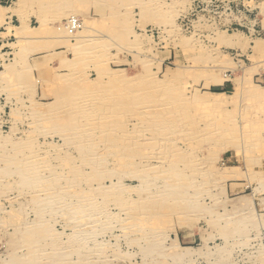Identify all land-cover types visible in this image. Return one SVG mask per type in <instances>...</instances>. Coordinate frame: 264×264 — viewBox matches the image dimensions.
<instances>
[{
	"label": "rangeland",
	"instance_id": "374dc122",
	"mask_svg": "<svg viewBox=\"0 0 264 264\" xmlns=\"http://www.w3.org/2000/svg\"><path fill=\"white\" fill-rule=\"evenodd\" d=\"M0 10V40L13 38L0 41V264H72L86 227L100 257L264 260L254 246L264 241V0H13ZM70 15L83 24L63 32ZM239 29L245 43L232 46L225 38ZM221 93L225 103H211ZM241 196L238 216L221 210Z\"/></svg>",
	"mask_w": 264,
	"mask_h": 264
},
{
	"label": "crops",
	"instance_id": "0c3cea01",
	"mask_svg": "<svg viewBox=\"0 0 264 264\" xmlns=\"http://www.w3.org/2000/svg\"><path fill=\"white\" fill-rule=\"evenodd\" d=\"M13 15H14L13 18L17 17V14H15V13H13ZM30 27H32V26H30ZM45 37H47V36H45ZM11 39H13L11 36L9 38H7V39H1L0 40L2 42L1 46L11 44L12 43L10 41ZM3 53L6 54L5 52H3ZM7 62H8V60L6 61L5 58L4 59L2 57L0 58V66H3V64L7 63ZM59 64H60V62L58 60H56L54 62V66H58ZM212 87H215V86H211L210 89ZM217 87H219L221 91H226V87H231L233 90H236V88H237V86H217ZM238 198L239 199L232 200L233 202H231V204L229 206L223 207V208H221V210L224 211L225 208H228L229 210H231V212H232L231 214L233 216H235V214H237V216H238L240 214V210L242 208V207L240 208L239 204L241 202H245L246 201L245 199H249L247 197H242V196L238 197ZM221 202H223V200ZM215 203H218V201L215 200ZM235 204H238V206L235 205ZM255 204L258 205V208L257 207L256 208L259 211L263 210L262 212L264 214V201L263 202L260 201V205L261 204L263 205L262 208H261V206H259V200L257 201V199H256ZM213 206L214 205L209 206V207L214 210ZM215 207H216V210H218V208H220L217 205ZM250 207L251 206L248 204V208L249 209H250ZM221 214H222V212H221ZM89 215H95V214H91V213H87L86 214V213H84L81 216L78 215L76 217L77 218H83V219H94L95 216H91L92 217L91 218ZM263 234H264V232H263ZM71 235H73V233H62V235L60 236V239H58V240H60V242H68L69 237ZM74 236H76L75 238L77 239V244H75V245L73 244L74 250H73V253H72V256H71L72 257L71 258V263L72 264H139V260H138L137 256L135 258L133 256H131V257H128V256L123 257V256H121L120 257L117 254L110 255L109 257H100V256H98L99 254H97V252H96V250H97L96 249V240H97V238H96L95 234L91 232L89 227L82 228V230L78 229L77 233ZM216 239H218V238H216ZM86 242H88V244ZM212 244H214L215 249H218V250H223L224 246H225L224 244H220L218 242L212 243ZM230 246H231V248H230ZM254 246H255L256 249H263L264 250V241H263V243L257 242V243L254 244ZM139 247H138V245H136V251H137V249H141L142 250V247H140V248ZM208 247L210 248V247H213V246L209 245ZM26 249L27 248L24 247V252L27 251ZM65 249H67V248H64V250H62V251H66ZM226 249L234 250L235 249L234 243L227 244L226 245ZM140 261H142V258L140 259ZM61 262L64 263V262H67V261L62 260ZM153 262H156V260L154 259ZM157 262L161 263L159 260H157ZM254 264H264V260L261 261V262L259 260H257V262H255Z\"/></svg>",
	"mask_w": 264,
	"mask_h": 264
},
{
	"label": "bare ground",
	"instance_id": "6f19581e",
	"mask_svg": "<svg viewBox=\"0 0 264 264\" xmlns=\"http://www.w3.org/2000/svg\"><path fill=\"white\" fill-rule=\"evenodd\" d=\"M0 12H2L1 10H0ZM67 21H71V23H75V27H77V26H79V25H81V23L83 24V22H81L82 20L78 17V16H76V15H70L69 16V18L68 19H66ZM26 23L24 22V25H25ZM82 26V25H81ZM253 26V25H252ZM84 27H86V26H84L83 25V28ZM59 26H58V28H56L58 31H59ZM62 28H64V27H61L60 29H62ZM86 29V28H85ZM65 30H67L66 28L65 29H63V32L65 31ZM67 31H69V32H71L70 31V29H68ZM85 31V30H84ZM235 31V30H234ZM58 34V33H57ZM224 34V33H223ZM226 34V33H225ZM224 34V35H225ZM226 36V35H225ZM77 37H78V39L79 40H82V39H86V37H88V35L87 34H82L81 32L77 35ZM61 38V37H60ZM246 38V35H245V33L242 31V30H237V31H235V32H229V35L225 38V40H227L228 41V43L230 44V45H232V46H236V44H240V45H243L244 43H245V39ZM227 41H225V42H227ZM255 42V41H254ZM69 75V74H68ZM119 75V74H118ZM121 75V74H120ZM116 76V75H115ZM228 77H229V75H227ZM222 77V76H221ZM224 79V78H223ZM127 80V79H126ZM234 80H236L237 82H240L241 84H244L247 80H246V78L244 77V76H236L235 77V79ZM122 84V83H121ZM240 87H241V85H240ZM147 88V87H146ZM90 89V88H89ZM121 90V89H120ZM122 91V90H121ZM211 94V93H210ZM223 96H224V93H221V94H215V95H211V97H210V101H211V103H213V104H215V105H217V106H222L224 103H225V99L223 98ZM218 102V103H217ZM45 104V103H44ZM168 106V105H167ZM133 108V107H132ZM90 109V108H89ZM187 113V112H186ZM83 114V113H82ZM170 120V119H169ZM85 127V126H84ZM42 128V127H41ZM86 130V129H85ZM111 133V132H110ZM77 134V133H76ZM110 137V136H109ZM18 139V138H17ZM112 141V140H111ZM195 141V140H194ZM88 142V141H87ZM113 142V141H112ZM115 144V143H114ZM9 147V146H8ZM112 148V147H111ZM142 151V150H141ZM28 154V153H27ZM72 154V153H71ZM23 155H25V154H23ZM112 155V154H111ZM41 158V157H40ZM173 158H176V156L175 157H173ZM115 160H117V159H115ZM82 163V162H81ZM85 163V162H84ZM87 163V162H86ZM49 164V163H48ZM83 164V163H82ZM146 164V163H145ZM68 166V165H67ZM5 167V166H4ZM92 167V166H91ZM152 168V167H151ZM6 169V168H5ZM54 170V169H53ZM155 170V169H154ZM157 171V170H156ZM29 173V172H28ZM41 173V172H40ZM166 173V172H165ZM85 174V173H84ZM157 175H160V174H158L157 173ZM56 176V175H55ZM153 176V175H152ZM57 177H58V175H57ZM61 177V176H60ZM66 177H68V176H66ZM119 177V176H118ZM117 177V178H118ZM158 177V176H157ZM43 178H45V177H43ZM162 178H164V177H162ZM36 179V178H35ZM58 179V178H57ZM119 180H120V177L118 178ZM168 179V178H167ZM34 182V181H33ZM32 182V183H33ZM42 182V181H41ZM48 183H50V182H48ZM47 183V184H48ZM3 184V183H2ZM40 184V183H39ZM47 184H45V185H47ZM36 185V184H35ZM41 185V184H40ZM44 185V184H43ZM60 185V184H59ZM58 185V186H59ZM67 185V184H66ZM71 185V184H70ZM73 185V184H72ZM37 186H39V185H37ZM48 186V185H47ZM117 186H124L122 183H116V187ZM190 186V185H189ZM34 187H36V186H34ZM43 187V186H42ZM57 187V186H56ZM71 187V186H70ZM63 188V187H62ZM94 189V188H93ZM127 189H129V188H127ZM53 190V189H52ZM59 190V189H58ZM27 191V190H26ZM45 191V190H44ZM60 191V190H59ZM71 191V190H70ZM82 191V190H81ZM130 191V190H129ZM186 191V190H185ZM128 192V191H127ZM206 192V191H205ZM45 193V192H44ZM61 193V192H60ZM55 194V193H54ZM182 194V193H181ZM70 195H71V193H70ZM90 195V194H89ZM65 196V195H64ZM220 198V197H219ZM62 209H64V208H62ZM155 209V208H154ZM111 210V209H110ZM152 210V209H151ZM156 211V210H155ZM89 212V211H88ZM244 212V211H243ZM193 213V212H192ZM100 214V213H99ZM153 214V213H152ZM162 214V213H161ZM185 214V213H184ZM60 215V214H59ZM96 215V214H95ZM158 215V214H157ZM164 215V214H163ZM162 215V216H163ZM91 216V215H90ZM105 216V215H104ZM111 216V215H110ZM152 216V215H151ZM47 217V216H46ZM88 217V216H87ZM136 217H138V216H136ZM145 217V216H144ZM156 217V216H155ZM229 217V216H228ZM244 217V216H243ZM108 218V217H107ZM139 218V217H138ZM157 218V217H156ZM26 219V218H25ZM142 219H144V218H141V220H139V222L140 221H142ZM163 219V218H162ZM137 220V221H138ZM105 221V220H104ZM147 221V220H146ZM143 222V221H142ZM148 222V221H147ZM228 222V221H227ZM240 222H241V220H240ZM145 223V222H144ZM149 223V222H148ZM145 224H147V223H145ZM153 224V223H152ZM166 224V223H165ZM30 225V224H29ZM107 225V224H106ZM140 225V224H139ZM148 225V224H147ZM154 225V224H153ZM160 225V224H159ZM213 225V224H212ZM83 226V225H82ZM143 226V225H142ZM161 226H163V225H161ZM171 226V225H170ZM181 226V225H180ZM23 227V226H22ZM130 227V226H129ZM189 227V226H188ZM122 228V227H121ZM171 229V228H170ZM157 230V229H156ZM51 231V230H50ZM123 231H125V230H123ZM127 231V230H126ZM155 232V231H154ZM30 235V234H29ZM49 236V235H48ZM72 236V235H71ZM73 237V236H72ZM74 238V237H73ZM52 240V239H51ZM83 240V239H82ZM40 241H42V240H40ZM77 241V240H76ZM75 241V242H76ZM25 243V242H24ZM30 243V242H29ZM87 244H88V242H86ZM5 244H6V242H5ZM82 246V245H81ZM221 246V245H220ZM37 247V246H36ZM161 249H162V247H160ZM211 248V247H210ZM21 249V248H20ZM23 249V248H22ZM156 249V248H155ZM158 249V248H157ZM157 251V250H156ZM162 251V250H161ZM182 251V250H181ZM190 251V250H189ZM153 252V251H152ZM27 253V252H26ZM53 253V252H52ZM150 253V252H149ZM148 253V255H150ZM158 253H161L160 251L158 252ZM158 253H156V254H158ZM187 252H185L184 254H186ZM188 253H191V252H188ZM33 254V253H32ZM51 254V253H50ZM183 254V253H182ZM54 255V254H53ZM144 255H146V253L144 254ZM160 255V254H159ZM187 255V254H186ZM189 255V254H188ZM228 255V254H227ZM164 255H162V257H163ZM178 256H179V254H178ZM183 256V255H182ZM159 257V256H158ZM166 257H168V256H166ZM184 257V256H183ZM215 257V256H214ZM19 258V257H18ZM33 258V257H32ZM153 258V257H152ZM151 258V259H152ZM154 258H155V256H154ZM160 258V257H159ZM158 258V259H159ZM180 258V257H179ZM182 258V257H181ZM148 259H150V257L149 258H147L146 256H144V260H146V261H144L145 262V264H161V263H158L157 262V258L155 259L156 260V262H153L151 259H150V261L148 260ZM163 259V258H162ZM197 259V258H196ZM65 260V259H64ZM71 260V259H70ZM154 260V259H153ZM160 261H161V259H160ZM219 262V261H218ZM83 263V262H82ZM213 263V262H212ZM4 264H8V263H6V262H4ZM12 264V263H11ZM18 264H20V263H18ZM23 264V263H22Z\"/></svg>",
	"mask_w": 264,
	"mask_h": 264
},
{
	"label": "built area",
	"instance_id": "2783aa9c",
	"mask_svg": "<svg viewBox=\"0 0 264 264\" xmlns=\"http://www.w3.org/2000/svg\"><path fill=\"white\" fill-rule=\"evenodd\" d=\"M12 2H13V0H0V3H2V4H10ZM66 22H67V20H66ZM66 27H67L66 28L67 30L70 28V31H72V32L77 30L76 27H75V23L74 22L71 23V21H68L66 23Z\"/></svg>",
	"mask_w": 264,
	"mask_h": 264
}]
</instances>
